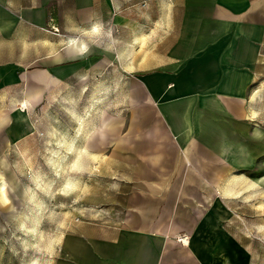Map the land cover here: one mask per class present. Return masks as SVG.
<instances>
[{
    "label": "crops",
    "instance_id": "1",
    "mask_svg": "<svg viewBox=\"0 0 264 264\" xmlns=\"http://www.w3.org/2000/svg\"><path fill=\"white\" fill-rule=\"evenodd\" d=\"M263 80L264 0H0V158L29 155L60 90L126 92L133 110L109 123L110 212L79 222L52 264H210L230 250L231 200L262 172Z\"/></svg>",
    "mask_w": 264,
    "mask_h": 264
},
{
    "label": "rangeland",
    "instance_id": "2",
    "mask_svg": "<svg viewBox=\"0 0 264 264\" xmlns=\"http://www.w3.org/2000/svg\"><path fill=\"white\" fill-rule=\"evenodd\" d=\"M127 103L126 92L74 87L56 92L52 105L37 110V140L23 147L29 155L0 158V264H52L79 222L110 212L109 123L130 115ZM253 118L263 127L262 172L258 167L257 173L246 174L256 177L255 183L246 185L239 201L231 200L230 250L225 246L210 264H264V80ZM100 143L101 158L80 151ZM96 199L102 202L95 204Z\"/></svg>",
    "mask_w": 264,
    "mask_h": 264
},
{
    "label": "built area",
    "instance_id": "3",
    "mask_svg": "<svg viewBox=\"0 0 264 264\" xmlns=\"http://www.w3.org/2000/svg\"><path fill=\"white\" fill-rule=\"evenodd\" d=\"M177 239L180 240V241H183L184 239H186V237H179Z\"/></svg>",
    "mask_w": 264,
    "mask_h": 264
}]
</instances>
